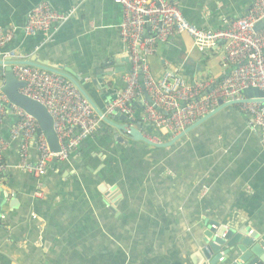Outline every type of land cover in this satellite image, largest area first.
<instances>
[{
    "label": "crops",
    "instance_id": "crops-1",
    "mask_svg": "<svg viewBox=\"0 0 264 264\" xmlns=\"http://www.w3.org/2000/svg\"><path fill=\"white\" fill-rule=\"evenodd\" d=\"M173 1L206 29L219 28L222 17L241 16L251 6V0ZM40 2L77 12L49 39L41 33L27 37V16ZM122 19L113 0H0V26L19 27L0 59L15 51L21 60L38 55L70 69L106 108L126 87L131 66L119 35ZM221 50L219 44L201 52L190 35H175L158 44L151 70L160 77L169 61L190 79L219 80L225 75ZM142 95L147 96L144 90ZM135 104L133 124L159 135L142 120L141 99ZM15 120L9 111L0 125V138L8 144L7 168L0 174V194H6L0 264H201L211 222L237 231L249 227L264 239V149L260 131L249 127L239 105L224 107L169 147L121 140L105 124L68 159H53L41 181L15 167ZM37 155L31 149L32 161Z\"/></svg>",
    "mask_w": 264,
    "mask_h": 264
},
{
    "label": "built area",
    "instance_id": "built-area-1",
    "mask_svg": "<svg viewBox=\"0 0 264 264\" xmlns=\"http://www.w3.org/2000/svg\"><path fill=\"white\" fill-rule=\"evenodd\" d=\"M113 1L122 8L119 35L127 46L131 66L124 76L126 87L109 98L105 116L121 113L134 120L135 102L140 98L142 120L159 133L144 135L161 143L164 138L165 141L175 138L214 111L220 99L228 102L247 98L243 90L249 87L264 92V29L255 30V23L264 17V0H251L249 10L241 16L222 17L221 26L216 29L202 28L191 22L173 0ZM76 12L75 7L59 12L49 3L40 2L29 12L23 34L30 37L41 33L49 39L59 25ZM18 32L15 24L0 26V54L15 40ZM181 34L190 35L195 48L201 52L221 44V66L225 70L221 79L202 76L190 79L179 66L169 61L164 62V74L154 76L149 59L156 54L158 44ZM6 56L20 59L15 51ZM12 70L24 83L19 92L42 103L54 120L59 152L51 151L38 120L10 102L3 91L4 77L0 74V125L9 111L16 117L11 127L12 138L19 140V160L15 167L41 181L48 174L53 159H68L85 139L99 132L103 120L71 80L27 64H14ZM254 100L237 105L247 115L249 127L260 131L264 149V104ZM7 148L6 141L0 138V174L7 168L4 157ZM31 149L38 153L36 161L31 160ZM38 188L43 189L42 183Z\"/></svg>",
    "mask_w": 264,
    "mask_h": 264
},
{
    "label": "water",
    "instance_id": "water-1",
    "mask_svg": "<svg viewBox=\"0 0 264 264\" xmlns=\"http://www.w3.org/2000/svg\"><path fill=\"white\" fill-rule=\"evenodd\" d=\"M262 29H264V17L255 23V30L260 31ZM14 64H27L36 66L41 69L58 73L61 76L71 80L84 95V97L89 101L96 113L102 117L103 122L101 127H103L105 124L110 125L114 128L112 130L113 135L119 137L121 140L123 139L122 136H127L135 141H142L157 147L172 146L183 136L188 134L195 127L212 117L224 107L252 101L253 98L256 99L254 101L264 104V92L262 90L257 87L245 88L243 93L245 96H247V98L228 102H224L222 99H220L219 106L214 111L197 120L194 124L187 127L175 138L169 141L156 143L144 135L140 129V123L138 125H134V120L130 118L128 119L126 115L116 113L114 116H105V108L97 105L94 98L87 91L81 77L74 71L42 60L38 55H33L25 60L16 58H7L5 60L0 59V74H2L4 77V93L8 96L11 103L22 107L38 120L41 130L46 134L52 152L60 151V144L57 134L54 130L53 117L42 103L28 96L22 95L19 92V88L22 87L24 83L15 76L12 70V66ZM116 120H122L125 122L118 123ZM5 200L6 194H0V219L2 218ZM205 236L206 241L202 248L201 264H221L226 263L230 259L232 260L230 264H264V239H260V236L257 232H251L249 227H247L244 231H237L235 229H228L219 223L211 222L205 230Z\"/></svg>",
    "mask_w": 264,
    "mask_h": 264
},
{
    "label": "rangeland",
    "instance_id": "rangeland-1",
    "mask_svg": "<svg viewBox=\"0 0 264 264\" xmlns=\"http://www.w3.org/2000/svg\"><path fill=\"white\" fill-rule=\"evenodd\" d=\"M149 62H150V59H149Z\"/></svg>",
    "mask_w": 264,
    "mask_h": 264
}]
</instances>
